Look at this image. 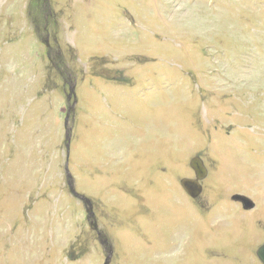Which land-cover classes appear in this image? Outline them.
<instances>
[{
  "label": "rangeland",
  "instance_id": "rangeland-1",
  "mask_svg": "<svg viewBox=\"0 0 264 264\" xmlns=\"http://www.w3.org/2000/svg\"><path fill=\"white\" fill-rule=\"evenodd\" d=\"M103 240L262 264L264 0H0V264H105Z\"/></svg>",
  "mask_w": 264,
  "mask_h": 264
},
{
  "label": "water",
  "instance_id": "water-1",
  "mask_svg": "<svg viewBox=\"0 0 264 264\" xmlns=\"http://www.w3.org/2000/svg\"><path fill=\"white\" fill-rule=\"evenodd\" d=\"M74 94H75V89L71 88L69 99H71ZM67 138H68V136H67ZM67 149L69 152V149H70L69 145H68ZM190 167L195 173V179L184 178L180 181V184H181L182 188L184 189V191L190 197H192L193 199H197L203 191V187L201 185V182L207 178L208 170L205 167L204 162L202 161V159L200 157L193 158L190 162ZM66 173L69 176V178H71L68 168L66 169ZM69 189H70L71 194L75 198H77L78 200L83 202V204L86 208L87 214L95 220V215H94L93 208H92V202L88 198L78 194L76 192L72 182H69ZM235 200L238 202H241L244 205L246 210H253L255 207L254 203L245 197L236 196ZM93 226L95 229H97L96 224ZM257 257L261 261V263L264 264V245L261 246L257 250ZM110 260H111V255L109 257H107L105 264H110Z\"/></svg>",
  "mask_w": 264,
  "mask_h": 264
},
{
  "label": "flooded vegetation",
  "instance_id": "flooded-vegetation-1",
  "mask_svg": "<svg viewBox=\"0 0 264 264\" xmlns=\"http://www.w3.org/2000/svg\"><path fill=\"white\" fill-rule=\"evenodd\" d=\"M194 175H195V174H194ZM194 179H195V178H194ZM206 179H207V178H206ZM206 179H205V180H206ZM205 180H204V181H205ZM204 181L201 182L202 187H203V182H204ZM203 190H204V187H203ZM186 194H187V193H186ZM202 194H203V191H202L201 195H200L197 199H193V198L190 197L188 194H187V195H188L190 198H192V200L200 201V198H201ZM234 199H235V198H234ZM92 208H93V207H92ZM91 219L94 221L93 225H95V224L97 225V223H96V219L94 220L92 217H91ZM93 228H94V226H93ZM94 229H95V228H94ZM97 230H98V225H97V229H95V231H97ZM99 237L102 238V235H100V233H99ZM103 244L107 245V247H108L109 250H110L109 253H110V255H111V252H112V251H111V247L108 246V242H107L106 240H105V241L103 240ZM108 257H109V256H108Z\"/></svg>",
  "mask_w": 264,
  "mask_h": 264
}]
</instances>
